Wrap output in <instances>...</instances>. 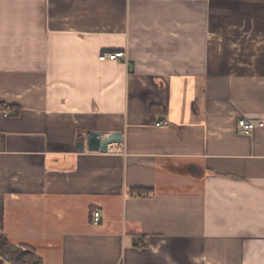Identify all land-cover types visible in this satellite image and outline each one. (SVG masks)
<instances>
[{"label": "crops", "instance_id": "0c3cea01", "mask_svg": "<svg viewBox=\"0 0 264 264\" xmlns=\"http://www.w3.org/2000/svg\"><path fill=\"white\" fill-rule=\"evenodd\" d=\"M240 119L264 123V0H0V230L42 264H264Z\"/></svg>", "mask_w": 264, "mask_h": 264}, {"label": "trees", "instance_id": "16d2710c", "mask_svg": "<svg viewBox=\"0 0 264 264\" xmlns=\"http://www.w3.org/2000/svg\"><path fill=\"white\" fill-rule=\"evenodd\" d=\"M0 256H9L13 264H42V259L30 247L11 244L1 230Z\"/></svg>", "mask_w": 264, "mask_h": 264}, {"label": "built area", "instance_id": "2783aa9c", "mask_svg": "<svg viewBox=\"0 0 264 264\" xmlns=\"http://www.w3.org/2000/svg\"><path fill=\"white\" fill-rule=\"evenodd\" d=\"M124 52H113V53H104L102 54L99 59L100 60H115L118 58H123L124 57ZM169 121L168 120H162V121H157L155 123V126L161 127V126H168ZM264 123L262 122H256V121H248L246 119H240L237 123L238 129L241 133H250L252 132L255 128L257 127H262ZM92 222L94 224H99L101 222V213L99 211H96L93 213L92 217ZM2 257V256H1ZM3 261L5 264H13L12 260L9 256L2 257Z\"/></svg>", "mask_w": 264, "mask_h": 264}, {"label": "water", "instance_id": "95a60500", "mask_svg": "<svg viewBox=\"0 0 264 264\" xmlns=\"http://www.w3.org/2000/svg\"><path fill=\"white\" fill-rule=\"evenodd\" d=\"M122 134L120 132L103 133L101 131L89 132L86 139L87 148L90 151L105 153L108 151V145L112 142H120ZM85 143L80 145L83 149Z\"/></svg>", "mask_w": 264, "mask_h": 264}]
</instances>
